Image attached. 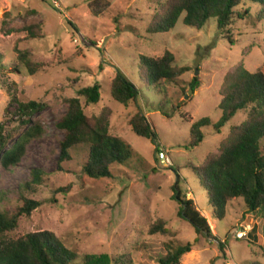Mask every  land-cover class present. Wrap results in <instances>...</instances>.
<instances>
[{
	"label": "rangeland",
	"instance_id": "374dc122",
	"mask_svg": "<svg viewBox=\"0 0 264 264\" xmlns=\"http://www.w3.org/2000/svg\"><path fill=\"white\" fill-rule=\"evenodd\" d=\"M55 2L0 0V123L5 122L8 132H17L14 97L46 104L34 117L43 123L44 135L30 142L20 164L9 170L0 165L1 208L22 206V193L40 203L31 215L21 216L7 237L17 239L49 230L76 251L80 260L87 254L109 256L112 264H159L160 255L188 242L193 247L181 264H264L263 213L246 210L243 199H237L227 206L225 219L213 218L207 191L192 169L218 149L230 127L245 120V114L238 113L220 132L213 125L205 127L204 141L187 148L192 120L209 117L217 122L221 118L219 89L224 76L241 62L251 72L264 68L261 28L248 21L237 22L232 45L219 35L214 19L197 29L184 24L181 17L172 31L151 35L148 27L158 9L157 0ZM30 11L36 12L26 19L43 24V39H30L19 30ZM7 13L11 15L6 17ZM5 19L4 29H10V34L3 30ZM28 49L34 54L33 61L45 65L35 75L19 59ZM167 50L174 54L175 65L190 70L166 81L159 95L141 83L140 57L158 58ZM196 62L201 86L194 91L190 83ZM117 68L141 84L142 106L159 135V147L136 135L129 125L134 105L113 99L110 83ZM95 82L102 86V98L97 105H85L86 113L98 114L110 107L112 134L134 150L127 163L111 166L112 177L100 179L83 171L87 145L75 146L71 160L58 162L64 132L57 122L68 108V99ZM174 106L179 108L174 110ZM164 111L172 116L167 118ZM157 148L165 149L170 163H162ZM32 168L42 169L44 181L34 193L23 192L20 186L31 178ZM177 186L207 217L213 235L225 242L224 249L218 240L198 236L178 215L179 205L173 198ZM159 219L166 220L168 232L150 234L151 225ZM242 226L250 230L237 238L236 231Z\"/></svg>",
	"mask_w": 264,
	"mask_h": 264
},
{
	"label": "trees",
	"instance_id": "16d2710c",
	"mask_svg": "<svg viewBox=\"0 0 264 264\" xmlns=\"http://www.w3.org/2000/svg\"><path fill=\"white\" fill-rule=\"evenodd\" d=\"M157 3L158 9L148 27L151 35L172 31L183 17L184 24L197 29H202L214 19L219 35L227 38L232 45L235 44L233 27L239 21H248L254 27H260L264 37V0H157ZM35 12L30 11L24 16L25 19ZM9 15L7 13L6 17ZM4 25H8L6 19L3 21V30L10 34V29H4ZM19 30L26 32L30 39L45 37L44 26L37 19H26ZM33 57L30 49L19 56L30 75H35L45 67L42 62L33 61ZM174 63L175 56L169 50L158 58L141 55V83L145 82L161 95L160 89L166 81H173L190 70L188 66L180 67ZM14 71L18 72L19 69ZM200 86V77L194 76L190 87L196 91ZM140 87L141 84L129 79L120 68L116 69V75L110 83L113 99L136 108L129 119L134 133L159 147V135L142 106L143 93ZM219 94L221 118L217 122L209 117L192 120L187 148H195L204 141L205 127L213 125L214 130L220 132L238 113L243 112L246 118L240 124L232 125L218 149L210 152L201 164L192 169L207 191L213 218L225 219L227 206L237 199H243L246 210L260 211L264 217V68L251 72L241 62L224 76ZM101 98L102 86L99 82L81 88L76 97L68 99V108L57 122L64 132L59 142V164L71 160V150L75 146L87 145L89 151L83 171L94 179L112 177L113 164H124L134 157L133 148L122 137L112 134L110 107H103L98 114L86 113L85 105H97ZM13 100L19 124L17 132H8L5 122L0 123V165L5 170L20 164L30 142L45 133L43 123L34 117L45 110L46 104L39 100L22 101L18 97ZM178 108L174 106V110ZM163 113L167 118L172 116L166 111ZM157 152L160 149L157 148ZM43 181L42 169L32 168L31 178L22 183L20 188L23 192L34 193ZM174 189L173 198L179 205L178 215L193 226L198 236L219 241L194 200L183 196L178 186ZM20 198L23 205L15 210L1 208L0 205V264H112L109 256L87 254L80 260L76 251L49 230L30 232L17 239L8 238L7 234L18 227L21 216L31 215L40 206L39 201L23 193ZM166 224L165 219L157 220L151 225L150 234L168 232ZM219 242L224 249L225 242ZM192 247L193 243L188 242L167 250L165 255L158 257V262L181 264V258Z\"/></svg>",
	"mask_w": 264,
	"mask_h": 264
},
{
	"label": "built area",
	"instance_id": "2783aa9c",
	"mask_svg": "<svg viewBox=\"0 0 264 264\" xmlns=\"http://www.w3.org/2000/svg\"><path fill=\"white\" fill-rule=\"evenodd\" d=\"M53 1L55 2L56 0H53ZM55 3L58 4L57 2H55ZM159 156H160V160L162 161V163L163 162L170 163V158L168 157L165 149L164 150L160 149ZM247 228H248L247 226H242L240 228V230L236 231V237L237 238H243V237L247 236V234L250 230Z\"/></svg>",
	"mask_w": 264,
	"mask_h": 264
},
{
	"label": "water",
	"instance_id": "95a60500",
	"mask_svg": "<svg viewBox=\"0 0 264 264\" xmlns=\"http://www.w3.org/2000/svg\"><path fill=\"white\" fill-rule=\"evenodd\" d=\"M195 66H196V75H195V76H197L198 73H199V68H198V63H197V62H196V64H195Z\"/></svg>",
	"mask_w": 264,
	"mask_h": 264
},
{
	"label": "crops",
	"instance_id": "0c3cea01",
	"mask_svg": "<svg viewBox=\"0 0 264 264\" xmlns=\"http://www.w3.org/2000/svg\"><path fill=\"white\" fill-rule=\"evenodd\" d=\"M251 214V213H250Z\"/></svg>",
	"mask_w": 264,
	"mask_h": 264
}]
</instances>
